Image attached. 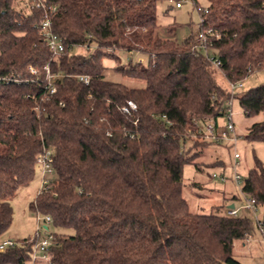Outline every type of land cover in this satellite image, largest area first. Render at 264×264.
Here are the masks:
<instances>
[{
  "label": "trees",
  "instance_id": "16d2710c",
  "mask_svg": "<svg viewBox=\"0 0 264 264\" xmlns=\"http://www.w3.org/2000/svg\"><path fill=\"white\" fill-rule=\"evenodd\" d=\"M18 1L0 0V78L12 79L0 82V237L13 223L12 198L48 149L55 177L30 207L60 232L50 264H244L235 243L256 229L264 238V221L228 216L224 206L192 212L183 175L187 165L199 168L197 144L224 138L227 125L222 130L217 120L234 98L247 116L263 114L245 138L264 143V84L231 90L264 70V0H210L201 10L203 44L194 34L182 43L159 36L163 0ZM47 14L64 46L57 55L42 32ZM136 55L148 56L147 64L134 62ZM106 61L145 86L107 80ZM48 68L61 77L55 93ZM130 101L136 110L127 113ZM209 122L211 139L203 132ZM223 176L233 183V174ZM242 190L264 206V161L256 155ZM37 238L0 251V264H26Z\"/></svg>",
  "mask_w": 264,
  "mask_h": 264
},
{
  "label": "rangeland",
  "instance_id": "374dc122",
  "mask_svg": "<svg viewBox=\"0 0 264 264\" xmlns=\"http://www.w3.org/2000/svg\"><path fill=\"white\" fill-rule=\"evenodd\" d=\"M26 1V0H25ZM180 3L181 7H177L176 3ZM22 3L19 0L16 4ZM210 0H163L157 5V17L159 22L158 34L164 39H173L178 43H182L192 34L197 35L201 26V10H207ZM81 53L83 49L78 50ZM213 53V52H212ZM121 63L127 65L130 58L125 54H120ZM133 61L141 60L144 64L148 62V56H133ZM106 65L110 66L105 72L107 80L112 82L124 83L130 87H144L145 83L132 80L117 73L113 67L115 63L106 61ZM220 84L228 87L229 83L223 74L218 76ZM242 87L237 90L242 93L256 86L264 84V70L255 72L241 81ZM233 121L235 129L229 132L218 144L213 146L199 145L196 147L198 156L195 159L197 168L194 164L187 165L183 175V196L189 203L190 210L194 213H210L215 211L214 206L224 204L228 200L224 199L221 194L220 186L231 187L232 193H239L237 185L226 182L222 179V175L231 176L233 174L232 166L234 164L235 151L240 154L238 174L243 178H247L249 171L254 166V156L264 161V143L249 142L245 136L251 125L263 119V114L249 117L247 116L238 100L233 99L232 103ZM219 127L225 128L227 125V117L222 116L217 120ZM220 128V129H221ZM206 131V127L203 126ZM193 152V150H192ZM214 174H218L214 178ZM221 175V176H220ZM53 179L55 174L48 175ZM43 187V174L41 167L36 166V171L32 181L18 189L12 198L13 205V223L1 237L0 243L5 240H13L15 242L36 237L40 234V239L48 238L50 234L55 235L58 232L53 224L48 226V230L40 229L44 226L43 214L33 211L30 207L34 202L38 193ZM220 190V191H219ZM227 196H231V193ZM239 208L240 202H235ZM240 214H245L254 219L255 215L252 211L241 210ZM258 216H264V206L259 208ZM40 229V230H39ZM251 244L245 241H237L234 248L235 257L244 264H264V238L259 229L250 238ZM246 243V245H243ZM26 264H34L29 260ZM46 264V263H45Z\"/></svg>",
  "mask_w": 264,
  "mask_h": 264
},
{
  "label": "built area",
  "instance_id": "2783aa9c",
  "mask_svg": "<svg viewBox=\"0 0 264 264\" xmlns=\"http://www.w3.org/2000/svg\"><path fill=\"white\" fill-rule=\"evenodd\" d=\"M37 6H40V3L38 2L36 4ZM176 6L179 8L181 7L180 3H176ZM207 10L205 11V13ZM42 32L48 41V46L50 48V51L57 55L63 52L64 46L61 42V40L53 33L52 31V22L50 16L47 14L45 16V19L43 20L42 24ZM211 32V30H210ZM197 37V42L200 44H203L207 40V32L203 31L200 29L199 33L196 35ZM141 60H139L140 62ZM213 63L215 64L216 67L220 66V62L218 60H212ZM32 72L36 73V71L32 68ZM48 81H49V86L51 87V93L57 92V87H55V83L58 79H61L59 76H53L48 68ZM79 81L84 82L86 85L90 84V78L88 76H78L76 77ZM9 82L12 81L10 77H4L0 78V82ZM241 82H236L231 84V90L232 93L235 94L237 90L242 87ZM229 108L227 109V128L228 131L224 132V136L229 134V132H233L235 129V124L233 122V111H232V101L228 103ZM125 112L129 113L131 110H136V104L132 101L128 103L127 107L123 108ZM215 126L214 123L209 122L206 125V131L205 135L208 139L214 138L215 136ZM240 154L235 151L234 153V165L235 169L233 172V178L232 181L235 185H237L239 189V194L241 196V200H239L241 206L238 208L234 204V208L228 207L226 209V215L231 216V217H236L240 214L241 210H246V211H252L255 215V222L258 224L259 227H261L262 222L264 221V216L260 217L258 216L259 212V205L257 204L256 200L254 198H251L249 196H246L242 190V185H243V178L238 174L236 168L239 167V159H240ZM37 163L41 167L42 174H43V187L41 191L44 189L46 190L49 186V184L52 182L53 179L48 178V175L55 174V170L53 167V156L51 150L45 149L41 154L38 155L37 157ZM214 178L218 177V174L213 175ZM221 176V175H220ZM226 176H223L222 179H226ZM50 224H53V220L51 216H45L44 218V226L43 228L39 227L40 229L48 230V226ZM39 229V230H40ZM40 239V234L37 238V241L33 244L32 246V252H31V260L33 261L34 264H50V254H49V249L55 245V236L50 234L48 238H43ZM16 245V242L13 240H5L0 243V251H5L8 248L14 247Z\"/></svg>",
  "mask_w": 264,
  "mask_h": 264
},
{
  "label": "crops",
  "instance_id": "0c3cea01",
  "mask_svg": "<svg viewBox=\"0 0 264 264\" xmlns=\"http://www.w3.org/2000/svg\"><path fill=\"white\" fill-rule=\"evenodd\" d=\"M220 190V192H221V194H222V197H224V199H227L228 201L226 202V203H224V204H218V205H216V207H226V209L228 208V207H231L232 205H236V203H234L233 201H232V197H233V193H232V190H231V187L228 185L227 186V184H225V186H220V188H219ZM231 193V196H227L228 194H230ZM225 211V210H224ZM262 234V233H261ZM237 243V242H236ZM235 243V246L237 245ZM247 244L249 243V244H251L252 243V240L251 239H249V240H247V242H246ZM246 243H243V245H246Z\"/></svg>",
  "mask_w": 264,
  "mask_h": 264
},
{
  "label": "water",
  "instance_id": "95a60500",
  "mask_svg": "<svg viewBox=\"0 0 264 264\" xmlns=\"http://www.w3.org/2000/svg\"><path fill=\"white\" fill-rule=\"evenodd\" d=\"M231 207L234 208V205H232Z\"/></svg>",
  "mask_w": 264,
  "mask_h": 264
}]
</instances>
